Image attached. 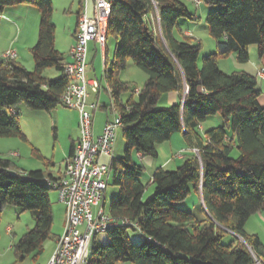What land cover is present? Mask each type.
Here are the masks:
<instances>
[{"label":"trees","instance_id":"1","mask_svg":"<svg viewBox=\"0 0 264 264\" xmlns=\"http://www.w3.org/2000/svg\"><path fill=\"white\" fill-rule=\"evenodd\" d=\"M202 1L210 8L206 23L216 51L202 57L201 66V43L179 26L181 19L199 21L183 0L112 3L108 39L115 38L116 46L112 60L108 48L105 53V82L121 116L125 149L111 162L118 194L108 216L116 225L105 232L106 244L91 249L87 264H264L263 244L245 230L248 220L264 211L261 91L256 77L242 71L225 74L219 67L233 54L239 64H247L251 46H257L259 58L264 56V0ZM21 5L35 6L40 14L38 40L30 49L35 68L0 60V139L26 140L19 105L51 112L61 105L68 83L67 60L55 46L53 2L0 0V15ZM130 60L147 75L137 98L136 88L120 79ZM49 69L61 77H45ZM174 92L181 102L161 107L162 97ZM125 93L132 94L126 102ZM215 116L222 125L203 134L200 126ZM178 134L191 155L174 171L157 169L145 185V167L134 160L135 153L157 158L158 147ZM47 179L55 178L41 170L18 171L0 158V214L16 207L35 221L15 246L19 262L41 255L52 237L53 189ZM148 186L154 191L145 198ZM193 192L202 197L204 220L182 208ZM130 230L141 234L140 244L132 242ZM228 234L233 240L225 245Z\"/></svg>","mask_w":264,"mask_h":264},{"label":"rangeland","instance_id":"2","mask_svg":"<svg viewBox=\"0 0 264 264\" xmlns=\"http://www.w3.org/2000/svg\"><path fill=\"white\" fill-rule=\"evenodd\" d=\"M51 1L54 4L53 19L56 25V45L61 52H66L74 46L72 30L76 26L77 15L81 10V6L83 12H87L88 16H91L93 2L92 0ZM183 2L189 11L199 18L198 22L181 19L179 26L184 34H191L190 37H192L194 43H201L202 53L199 60V65L201 66L202 57L216 51L215 41L210 36L206 23L210 8L203 1L199 7L196 6L193 0H183ZM28 7L30 8H23L24 10L21 12L25 18L23 21L9 19L10 26H1L0 59H3V55L6 52L13 51L17 53L18 57V59L17 57L16 59L14 58L13 61L16 60L25 66L26 69L34 71L35 66L30 49L38 40L40 14L37 7ZM115 46V38L110 37L107 43L109 60L113 59ZM88 62H93L95 69L93 78H97L102 87L99 104L108 107L107 111L102 108L96 112L95 132L96 135H98L103 132L107 116L113 119L114 115L111 111L113 108L112 97L105 82V56L99 48L96 52L94 43L89 45ZM129 63V66L120 73V79L140 90L147 81V75L138 69L133 61L130 60ZM59 75L60 73L54 69H49L45 72V77L51 80H56ZM131 96V93H125L122 99L126 102ZM135 98H137V95H135ZM89 101H96V95L90 94ZM17 112L19 114L18 121L26 140L20 138L0 139V158L9 160L18 171L31 172L41 170L45 173L52 172L57 175L59 171L64 168L72 141L78 137L79 126L77 128V122L80 119L79 113L61 105L51 112L35 111L28 108L25 104L19 105ZM124 149L125 140L123 131L120 129L117 134L114 158L118 159L122 157L124 155ZM174 166L175 165L172 164L168 166L167 169L169 171H174L178 168ZM149 180L148 175L144 173L142 182L148 185ZM108 185L104 199V210L106 215L109 213L112 199L118 194V189L113 186L112 172L108 177ZM153 191L154 187L148 186L145 198L150 196ZM50 200L54 216L52 237L44 244L43 253L41 255L36 257L35 255H31L23 262L18 261L15 246L28 231L35 227V221L29 212L22 214L16 207H8L0 214V264H46L52 257L56 249L57 238L64 234L67 219L65 206L60 201L57 191H51ZM102 203L103 201L100 202L98 207L93 208V215L95 218L102 207ZM182 208L188 212H193V210H195L194 212L197 215L204 213L202 205H195L192 198H189L185 204L182 205ZM9 229L11 230L10 232L8 231ZM128 235L133 243L140 244L142 242V236L139 232L130 230ZM232 240L233 236L228 234L223 239V244L228 245ZM106 243L107 234H98L96 236V242H93L91 245V249Z\"/></svg>","mask_w":264,"mask_h":264},{"label":"built area","instance_id":"3","mask_svg":"<svg viewBox=\"0 0 264 264\" xmlns=\"http://www.w3.org/2000/svg\"><path fill=\"white\" fill-rule=\"evenodd\" d=\"M92 1L91 16L87 12L80 15L70 61L64 65L68 83L61 96V105L79 113V139L66 159L61 175L54 180H46L58 192L67 219L64 234L57 238L55 252L47 264H87L94 238L116 225V221L105 214L104 199L117 134L122 128L121 116L113 107V119L105 123L99 137H94L95 114L102 106L99 100L90 102L89 98L90 94H100L101 85L97 80L87 79L89 45L96 44L105 55L115 0ZM193 2L199 7L202 0ZM16 57L13 51L3 55L5 60ZM139 93L140 90L136 89L135 94ZM194 152L198 155L197 150ZM102 158L108 159V163H103ZM101 201L102 207L95 218L93 208L98 207Z\"/></svg>","mask_w":264,"mask_h":264},{"label":"crops","instance_id":"4","mask_svg":"<svg viewBox=\"0 0 264 264\" xmlns=\"http://www.w3.org/2000/svg\"><path fill=\"white\" fill-rule=\"evenodd\" d=\"M28 6H30V5H21V6H17V7L7 8L5 10V12L0 15V30H1L2 25L3 26L4 25L10 26L9 19H16L18 21H23L25 18L23 17V14H21V12L24 10L23 8H30ZM92 10H93V7H92L91 11ZM82 12H83V10H82V6H81V10L78 12V15H77L76 26L72 30V37L74 38V43H75V34H76V31L78 28L79 18H80V15ZM185 34L188 36H191V34H189V33H185ZM55 46H56L57 50L59 52H61V50H59L57 45H56V40H55ZM98 48L99 47L95 44L96 52L98 51ZM71 49L72 48L68 49L66 52H61L62 54L65 55V58L67 61H70ZM257 50L258 49L256 46L250 47V49H249L250 60L247 64H244V65L239 64L237 62L236 55L233 54L226 59H221L219 61V67H220L221 71L224 72L225 74L242 71V72H246V73L256 77L257 82H258V88L261 91V96L259 98V102H260L261 106L264 107V74L263 75L261 74L264 72V56L262 58H259ZM88 51H89V48H88ZM16 55H17V53H16ZM17 59H18V57H17ZM226 60H229V61H226ZM129 62L127 64V67L130 64ZM88 64H89V66L87 68V79L90 81L91 80H97L98 81L97 78L96 79L93 78V72H95L93 62H91V63L88 62ZM29 71H31V70H29ZM95 76H96V74H95ZM60 77H61V74L58 76V78H60ZM101 91H102V87H101ZM100 94H101V92H100ZM100 94L96 95V100H99ZM179 102H181V98L179 97V95L177 93L174 92V93H170V94L163 96L161 101H160V106L161 107H168V106L177 104ZM109 120H111V119H110V117L107 116L106 122ZM209 120L200 126V130L203 134L211 128L219 127L222 125V121L218 116H215V117H213V119H209ZM78 126H79V121L77 122V128H78ZM101 134H102V132H101ZM101 134L96 135L95 118H94V137L97 138ZM78 139H79V132H78V137L72 141L71 146L75 145V143L78 141ZM70 149H71V147H70ZM169 155H170V157H169ZM190 155H191L190 149H188L187 146L185 145L182 135L178 134V135H175L171 141L166 142V143H164L158 147L157 158L143 157L140 154L135 153L134 160L137 163H139L145 167V174L148 175V177L150 179L149 181H151L152 176L157 169L164 168V169L168 170L167 167L172 165V164L175 165L174 167H179L182 165L184 160ZM69 156H70V150H69V153H68L66 159ZM165 157H167V158H165ZM101 161L103 163H108V159H106V158H102ZM64 166H65V164H64ZM63 170H64V168L61 169L57 175L53 174L52 172H48L46 174L52 175L54 178H57L61 175ZM24 172H26V171H24ZM191 198H192V201L195 202V205L201 204L202 208H203L202 197L200 195L193 192V194L190 196V199ZM183 204H185V203H183ZM194 211L195 210H193L192 213L194 215H196L197 218L199 217L198 218L199 220L205 219V216L207 215V213H205L204 208H203L204 213H200L198 215L195 214ZM245 230H246L247 234H249V235H257L259 237L261 243L263 244V247H264V211H261L255 215H253L248 220V222L245 226ZM48 261H47V263H48Z\"/></svg>","mask_w":264,"mask_h":264},{"label":"water","instance_id":"5","mask_svg":"<svg viewBox=\"0 0 264 264\" xmlns=\"http://www.w3.org/2000/svg\"><path fill=\"white\" fill-rule=\"evenodd\" d=\"M231 233V232H230ZM232 234V233H231Z\"/></svg>","mask_w":264,"mask_h":264}]
</instances>
